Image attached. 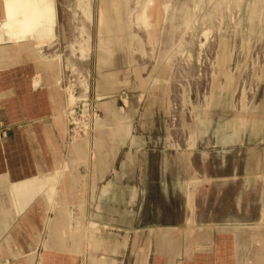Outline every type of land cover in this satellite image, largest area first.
I'll return each mask as SVG.
<instances>
[{"label": "rangeland", "instance_id": "obj_1", "mask_svg": "<svg viewBox=\"0 0 264 264\" xmlns=\"http://www.w3.org/2000/svg\"><path fill=\"white\" fill-rule=\"evenodd\" d=\"M144 1L128 0L126 10L131 12L132 25H127L121 33L122 44L108 47L107 54H112V64L108 67V61L105 64L98 57L99 53L103 54L98 47L104 44L98 24L101 0H55L59 44L44 48L47 55L54 52L60 55L54 76L46 77L45 68L39 67L41 60L25 63L31 66L32 74L43 81L40 87L44 85L49 96L55 98L46 122L52 131L44 137L30 124L22 126L31 137L30 142L24 141V136L20 138L18 152H23L24 148L29 150L33 167L30 173L26 170L28 172H23L21 177L14 175L12 182L8 181V193L19 184L18 193L22 192L25 197L19 196L16 206L8 201L0 204V228L7 219L16 223L21 215L30 217V210L34 208L39 211L49 208L50 187L57 185L61 168L65 172L58 191L63 200L58 208L64 207L67 197L76 193L82 243L83 239L88 240L86 220L104 221L98 196L103 195H99V191L106 179L123 191L134 190L137 183L146 188L164 159L168 160L162 165L166 169L171 157L183 154L184 147H194V157L233 158L246 153L249 132L252 142L255 139L258 143L264 137V0H165L163 7L157 0L149 22L150 31L155 34L150 44L145 30L135 21ZM84 2L89 5L88 12L78 8ZM141 43L144 45L140 46ZM74 44L82 50L80 57L71 53ZM110 70L124 82L116 91V106H123L120 94L128 100L125 108L115 112L121 122L112 128H126L129 136L117 146V153L111 156L113 161L110 158L107 164L102 163L95 170L88 164L92 163L95 147L108 155L112 145L108 134L102 133L106 125L96 105L109 99L103 92L96 91L106 83L97 81L98 74ZM68 94L74 97L72 104ZM33 123L38 122L33 119ZM0 134H5L3 126H0ZM228 136H232L233 141H225ZM23 142H28L29 148L22 147ZM124 154L122 167L125 170L126 163L129 172L117 178L114 172L119 171ZM96 156H100L99 151ZM103 168L105 173H102ZM139 173H143L142 182L135 177ZM99 176L102 178L97 180ZM92 188L93 197L89 195ZM147 203L141 204L144 210L149 208ZM89 204L92 217L87 218ZM47 214L49 222L44 233L52 240L61 229L52 230L49 225L56 223L57 218L61 220L63 215L55 211ZM140 228L133 226L130 230L145 235ZM131 231L128 234H132ZM82 244L81 264H87L85 254L89 245ZM133 258L128 257L126 263L132 264ZM49 261L55 264V260ZM27 262L40 264L42 261L34 255Z\"/></svg>", "mask_w": 264, "mask_h": 264}, {"label": "crops", "instance_id": "obj_2", "mask_svg": "<svg viewBox=\"0 0 264 264\" xmlns=\"http://www.w3.org/2000/svg\"><path fill=\"white\" fill-rule=\"evenodd\" d=\"M2 48L0 126L4 127L5 134H0V183L3 182L0 204L8 201L16 206L19 196H25L18 193L19 184L8 193V181L12 182L14 175L21 177L26 170L30 173L33 167L29 150L24 148L18 152L20 138L24 136V141L30 142L31 137L22 126L30 124L37 129L35 132L44 137L48 135L52 127L46 122L55 98L49 96L44 85L33 89L36 77L31 66L25 65L22 53L4 54L12 50L9 43ZM33 119L37 120L36 125ZM251 135L249 132L246 153L237 157H194V147H184L183 154L171 157L166 169L161 162L148 187L137 183L134 190L123 191L112 184L116 190L115 201L100 202L99 206L103 207V223L117 228L114 229L117 235L113 236L125 244L122 254L115 257L120 264H127L126 260L132 256V264H136L144 249L147 250L146 264H264V137L255 143ZM134 137L140 144L138 137ZM22 147L29 148V143L23 142ZM125 154L119 162V171L114 172L117 178L129 172L126 163L125 170L122 167ZM135 177L142 182L143 173ZM109 182L112 183L106 179L102 186ZM69 197L68 203L57 210L34 208L29 209L30 217L21 215L16 223L5 220L0 228V247L6 255L0 259H7L9 264H30L26 260L36 255L42 261L40 264H49L50 259L55 264H80V244L87 241H79L80 209L79 202L75 203L76 193ZM145 201L149 208L144 210L141 204ZM49 211L63 215L61 220L57 218L56 224L49 225L52 229H61L57 242L48 240L44 233ZM86 211L92 217L90 204ZM137 223L145 235L130 230L133 226L140 227ZM129 230L132 234H128ZM14 257L19 260L15 261Z\"/></svg>", "mask_w": 264, "mask_h": 264}, {"label": "bare ground", "instance_id": "obj_3", "mask_svg": "<svg viewBox=\"0 0 264 264\" xmlns=\"http://www.w3.org/2000/svg\"><path fill=\"white\" fill-rule=\"evenodd\" d=\"M155 1L157 0L144 1L141 11L138 12L137 15L135 16V21L139 25L138 27H141L145 30V35L148 38V43L154 39L153 36L155 35L152 30L150 31L151 24H149L150 20L152 19L153 5ZM158 1L159 3L160 2L162 3V7H163L164 6L163 1L165 0H158ZM101 2H102V8L100 10L98 24H99V31L101 34V38L104 44L98 47V51L100 52L102 51L103 53V54L99 53L98 57L100 58V61H103L105 64L108 61L106 66L111 67L112 54L110 55L107 54L109 53L108 47L112 44L113 45L122 44L121 33L125 31L129 25H132L131 20H130L131 12L129 10H126L128 0H101ZM78 8L83 11L88 12L89 5L87 3L85 4L84 2V4L82 6H78ZM88 18H89V15L87 16V19ZM56 28H57V13H56V7H55V0H0V51L1 50L3 51V48H2L3 45L9 43L10 46H12V50L10 52L6 51V53L4 54L12 56L13 55L12 53H14V55L16 56L22 53L26 60H39V61L41 60L40 63L42 62V64L39 67L45 68L46 77L54 76L53 71L58 67V63L60 59V55L57 54L56 52L52 53L51 55H47L45 52L46 50H44L45 47H47L46 49H49V48H52L54 45L59 44V37H57ZM143 45L144 43L140 44V46H143ZM2 51L0 52V55H3ZM81 52H82L81 48L77 46L76 44L71 46L72 55L80 57L82 54ZM35 75L34 77H36ZM98 75L99 76L97 77V81H99L100 83V80L101 81L103 80L106 83L104 86H99L96 92L97 93L103 92L105 97H108L109 99L104 100L100 104H96V105H98L97 106L98 109L102 112V120L105 122V125H106V129L104 128V130H102L103 131L102 133L108 134L109 139L112 142V145L110 146V151L108 155H105V153L103 152V150H101L100 147H95L96 149L94 150V156L92 155L93 164L91 163V161L88 163L89 168L90 166H92V168L94 167L95 170L99 168L102 163L107 164V161L110 160L111 156L117 153L116 148L119 145V143L127 139V136H129V133L126 128H122V127L119 129L112 128V125H116L121 122V119H120L121 117L117 116L115 112H117L118 109L121 110L122 108H125L126 105H128V100L124 94L119 95L123 103V104L121 103L123 105L122 107H117L116 102H114L116 91L124 82L116 78L117 73L113 70H110L106 73H102ZM32 86H33V89L39 88L40 86H42L41 79H39V77H36V79H34ZM65 90L67 91V89ZM96 95H99V94H96ZM68 96H70L69 103L72 104L73 102L72 100H74V97L70 94H68ZM96 99L94 98V100ZM95 120L96 118L94 119V121ZM0 139H1V136H0ZM229 139L233 141L232 136H228L227 139L225 138V141L227 140L229 141ZM98 151L100 153V156H96V152ZM111 159L113 161V158ZM167 161L164 160L163 165L164 164L166 165ZM64 172L65 170L61 168L58 170L59 175H58V182L56 183L57 185L50 188V192L53 195L52 200H51V205L48 208L50 210H57L60 202L62 203L63 199L62 198L60 199L61 192L58 191V186L60 185V179L62 178ZM105 172H106V169L104 170L103 168L102 173H105ZM101 178L102 177L99 176L97 177V180H100ZM92 187L94 188V186ZM93 188L90 191L91 192L90 195H92L91 197H93ZM115 191L116 190L112 186V183L109 182L105 186L101 187L99 191V195L100 194H103V195L98 196V197L101 198L102 203L103 202L105 203L108 201L114 202L115 201L114 199ZM102 199H104L105 201H102ZM86 222H85L87 224L86 230H88L87 238L89 239L87 240L89 249H88V252L85 254V259L88 260L87 264H120V261H118L115 257L120 256L122 254V250L124 249L125 244L124 242H118L114 238L113 235H117L116 233H114L115 232L114 229H117V228L113 227V225L111 226L107 222L106 224L103 222H96L91 219H87ZM80 229L82 230V228ZM83 235H84V232L82 236ZM53 236L54 234L52 235V237ZM55 237L54 239H56ZM56 242H57V239H56ZM12 250L13 249H11L10 251ZM5 252L6 251L3 249V247H0V256H5L6 255ZM83 252L85 253V251ZM80 255L82 254L80 253ZM14 260L16 261L19 259H15L14 257ZM146 261H147V250L144 249L140 253L139 259L136 264H146ZM0 264H9V261L7 259H3V260L0 259Z\"/></svg>", "mask_w": 264, "mask_h": 264}]
</instances>
